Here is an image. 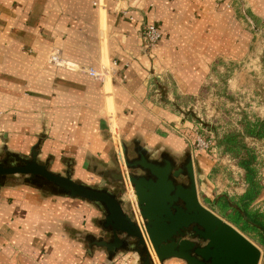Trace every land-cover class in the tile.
Segmentation results:
<instances>
[{
	"label": "crops",
	"instance_id": "crops-1",
	"mask_svg": "<svg viewBox=\"0 0 264 264\" xmlns=\"http://www.w3.org/2000/svg\"><path fill=\"white\" fill-rule=\"evenodd\" d=\"M93 1L0 0V154L28 155L41 139L38 159L50 171L69 169L75 181L118 192L104 177L115 168L110 118L126 143L182 150L171 132L172 105L151 89L152 69L180 95L196 96L212 62L244 55L250 36L220 0H98V8ZM247 2L264 19V0ZM145 24L161 34L146 52ZM52 51L96 70L108 60L110 78L52 66ZM16 181L0 189V264H135L129 253L108 260L85 242L100 230L93 204Z\"/></svg>",
	"mask_w": 264,
	"mask_h": 264
},
{
	"label": "water",
	"instance_id": "water-1",
	"mask_svg": "<svg viewBox=\"0 0 264 264\" xmlns=\"http://www.w3.org/2000/svg\"><path fill=\"white\" fill-rule=\"evenodd\" d=\"M253 26L252 21L248 19ZM124 164L144 234L125 209L120 194L96 187L49 170L48 162L38 159L41 139L28 155L14 154L3 148L0 158V189L10 176H22L18 182L50 196L87 201L102 214L99 228L106 237L88 235L89 245L103 248L108 260L119 253H131L135 264H165L178 259L185 264H258L260 249L229 222L205 207L199 200L193 159L190 152L179 161L167 149L155 152L134 139L120 141ZM115 157L117 152L115 150ZM115 164L119 166L117 158ZM110 183L122 185L123 174L113 168L104 173ZM184 177L185 182H180ZM148 241V244L147 242Z\"/></svg>",
	"mask_w": 264,
	"mask_h": 264
},
{
	"label": "rangeland",
	"instance_id": "rangeland-1",
	"mask_svg": "<svg viewBox=\"0 0 264 264\" xmlns=\"http://www.w3.org/2000/svg\"><path fill=\"white\" fill-rule=\"evenodd\" d=\"M218 3L223 8L231 10L232 16L240 28L250 36L247 52L239 58L218 57L214 60L199 94L192 97L180 95L177 87L168 86L162 75L154 74V69H152L151 75L153 83L156 81L152 84L153 88L151 89H157L158 101L160 104L172 105L171 108L178 118L174 123L176 126L171 132L176 142L182 146V150L171 152L166 147L158 146L155 150L150 151L153 153L163 147L179 161L185 157L186 152H190L199 200L215 214L217 213L204 202V198L213 199L214 196L221 194H227L229 197L237 196L245 189L243 171L236 165V160L218 146V141L226 134H241L243 126L248 122L264 119V19H259L251 12V5L247 0H220ZM92 5L98 8V0H94ZM248 19L252 21L254 28ZM142 48L145 52L151 51L144 49L143 45ZM100 65L108 68L109 62L104 59L98 62L97 66ZM109 78L110 74L104 77L103 82ZM110 121L112 149L115 154L119 142L123 140L118 133L115 118H110ZM198 140L207 143L209 148L201 150L197 146ZM244 143L249 148H253L257 155L256 171L263 189L254 206L264 213V138L252 139L248 137L244 139ZM1 157H3V150L0 154ZM115 159L114 155V162ZM115 169L119 170L116 164ZM64 172L59 173L63 174ZM8 178L19 180L23 177L10 176ZM92 186L95 185L92 184ZM116 186H118L117 193L120 194L127 210L128 205L124 201L127 196L126 193L124 194L125 187L123 185ZM128 188L130 191V186ZM205 193L208 197L205 196ZM92 235L106 237L101 230H99V234ZM248 239L260 249L261 255L258 264H264V248L252 238ZM85 242L89 245L87 235H85ZM131 255L135 257L133 254ZM169 262L185 264L178 259H171Z\"/></svg>",
	"mask_w": 264,
	"mask_h": 264
},
{
	"label": "trees",
	"instance_id": "trees-1",
	"mask_svg": "<svg viewBox=\"0 0 264 264\" xmlns=\"http://www.w3.org/2000/svg\"><path fill=\"white\" fill-rule=\"evenodd\" d=\"M248 137L264 138V119L248 122L243 126L241 134H226L218 141V146L228 152L243 171L244 191L237 196L221 194L213 199L203 200L222 219L264 248V213L254 206L261 195L263 185L256 171L255 150L244 143V139Z\"/></svg>",
	"mask_w": 264,
	"mask_h": 264
},
{
	"label": "built area",
	"instance_id": "built-area-1",
	"mask_svg": "<svg viewBox=\"0 0 264 264\" xmlns=\"http://www.w3.org/2000/svg\"><path fill=\"white\" fill-rule=\"evenodd\" d=\"M94 5H96V3H94ZM160 37H161V34H160L159 29L154 24H147L142 31V41H143L144 49L152 50L156 46ZM48 63L52 66H55L58 68H63V69L69 70V71H76V72L85 73L86 75L90 76L94 80H97L100 82H103L104 77L110 74V69L106 68L104 66H102L99 70H96L93 68H85V67L76 65L72 62H69L67 60H64L63 58H61V56L58 54L57 51H52L49 54ZM197 146L201 150H207L209 148L208 144L202 140L197 141ZM116 152H117L116 158H117V161L119 163V166H118L119 171L123 174V177H124V181L122 184L125 187L124 194L126 193V195H127L126 198L124 199V201L128 205L127 210L131 213L132 220L136 222V224L139 226V228H141V226L143 225V221H142V218L140 216V213H139V210L137 207V202L135 200L136 197H135V195L134 196L132 195L133 190L131 188L130 182L128 183L125 179L126 177L128 179V173H127V170H126V167L124 164V157H123V160L119 159V153L122 152L121 147H120V143H119V147L116 150ZM129 186H130V191L132 190L131 193H130L129 188H128ZM132 199H134V200H132Z\"/></svg>",
	"mask_w": 264,
	"mask_h": 264
},
{
	"label": "bare ground",
	"instance_id": "bare-ground-1",
	"mask_svg": "<svg viewBox=\"0 0 264 264\" xmlns=\"http://www.w3.org/2000/svg\"><path fill=\"white\" fill-rule=\"evenodd\" d=\"M141 232H142V235H143V237L146 239V234H144V226L142 225L141 226ZM147 242V244H148V241H146ZM149 245V250H150V254H151V256H155V254H154V252H153V250H152V248H151V246H150V244H148Z\"/></svg>",
	"mask_w": 264,
	"mask_h": 264
},
{
	"label": "flooded vegetation",
	"instance_id": "flooded-vegetation-1",
	"mask_svg": "<svg viewBox=\"0 0 264 264\" xmlns=\"http://www.w3.org/2000/svg\"><path fill=\"white\" fill-rule=\"evenodd\" d=\"M178 180H179L180 182H185V178H184V177H179ZM116 193H117V192H116Z\"/></svg>",
	"mask_w": 264,
	"mask_h": 264
}]
</instances>
